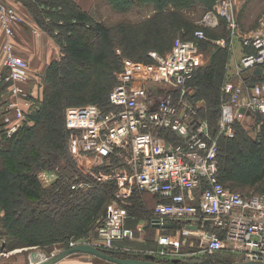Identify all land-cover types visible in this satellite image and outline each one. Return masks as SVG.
<instances>
[{
	"label": "built area",
	"instance_id": "1",
	"mask_svg": "<svg viewBox=\"0 0 264 264\" xmlns=\"http://www.w3.org/2000/svg\"><path fill=\"white\" fill-rule=\"evenodd\" d=\"M232 3L233 0H221V10L235 30ZM22 21L13 8L0 3L2 76L13 98L2 120L7 138L24 124L26 112L36 103L28 88V64L13 46L12 26ZM203 23L204 27H216L209 26V16ZM194 38L206 39L200 29ZM235 39L252 48V52L242 56L236 65L241 83L227 81L222 86L225 99L214 130L200 117L201 103L192 98V80L201 66L198 44L181 38L174 39L165 54L148 51L147 63L123 58L106 110L92 104L67 107L64 124L71 132L89 136L86 144L96 163L110 167L125 197L134 189L156 196L149 221L152 226L156 223L162 231L167 226L174 231L176 224H182L181 234L191 243L199 241L209 254L225 250L239 255L241 262L264 263V195L243 196L225 189L218 180L217 162L219 138L234 137L235 121L247 115L264 117V80L251 84L248 79L255 77L253 74L242 78V72L250 69L264 72V16L253 32L241 37L233 34L218 44L233 49ZM37 177L42 185L50 186L59 176L56 168L40 172ZM86 187V183L78 182L70 189L78 192ZM127 219L126 212L110 207L98 224L92 245L137 255L139 251L121 245L136 238L137 230L125 225ZM157 242L162 249L149 254L172 260L166 248L176 246L177 240L161 234ZM80 243L86 242H72L69 246ZM48 258L42 256L36 264Z\"/></svg>",
	"mask_w": 264,
	"mask_h": 264
},
{
	"label": "trees",
	"instance_id": "2",
	"mask_svg": "<svg viewBox=\"0 0 264 264\" xmlns=\"http://www.w3.org/2000/svg\"><path fill=\"white\" fill-rule=\"evenodd\" d=\"M19 1L39 29L48 34H51V30L46 29V26L52 24L58 27L60 25L56 20L63 18L65 23L60 26L63 33L57 41L61 43L62 40H66L70 47L66 50V45L64 50L67 52L63 53L61 59L44 69L41 80L45 86L43 99L42 101L37 99L35 106L26 112V120L22 127L11 138H7L3 130L0 131V207L5 210L6 222L8 220L6 224L12 225V228L9 227L6 231L11 233H9L11 243L40 244L43 241L51 243L66 238L64 241L68 244V238L84 233L86 226L87 229L92 228L90 231L97 236V224L106 218L104 204L113 196L115 186L114 182H110L107 186H96L92 191L81 194L70 189L71 185L64 174L69 168L75 171L74 162L67 151L71 131L67 130L64 124L65 109L72 107L69 106L70 95L76 90L92 95V99L89 98L87 102L100 103L99 105H102L100 108L106 110L109 92L115 84L114 74L121 70L123 58L147 63L150 61L147 56L148 51L157 49L161 51L156 52L165 54L171 49L176 37H182L181 39L184 40L194 39L193 34H190L192 35L190 38L185 37L188 32L193 31L194 25L182 13L170 8L163 9L142 21L120 20L102 25L94 20L92 13L81 9L74 0ZM113 1L121 3L126 0ZM129 1L137 2V0ZM220 50L227 51L225 47H219ZM214 62L201 72H198V68L192 80L194 86L192 98L204 100L199 112L200 117L202 119L208 117L210 127L214 124L212 128L215 127L216 118L218 119L220 115L219 100L221 99L216 87H219L218 83L224 70L221 66L223 63H218L217 60ZM27 64L29 67L28 62ZM198 80H201L197 84L200 88L194 85ZM261 80H264V72L248 82L252 84ZM74 103L72 104L83 106L82 102ZM235 129L237 131L240 128L237 126ZM220 139L224 141L223 145L220 140L218 141V180L225 189L234 192L220 180L226 179L227 174L234 168L232 167L234 160L231 156L223 155V150L230 149L240 153L241 148L246 149L247 142L241 137ZM60 161H67L68 165L57 167L58 180L50 187L43 188L37 177L38 172L55 170L54 165ZM262 175L253 176L247 184L256 185L264 177ZM144 194L136 189L133 190L126 204L129 216L147 218L152 212V210L148 213L144 211L146 207L143 202ZM154 198L156 199V196ZM55 207L58 209L55 210ZM15 218L23 221L24 224L20 225L22 227L17 224ZM31 228L35 230L31 231ZM164 233L169 234V230ZM34 236L36 238L32 239ZM72 239L75 240L74 237ZM125 244L127 242L121 245ZM100 250L119 258L145 257L121 251ZM220 253L221 251H218L213 255ZM204 259L201 258V261ZM155 261L167 263L171 260L155 258Z\"/></svg>",
	"mask_w": 264,
	"mask_h": 264
},
{
	"label": "rangeland",
	"instance_id": "3",
	"mask_svg": "<svg viewBox=\"0 0 264 264\" xmlns=\"http://www.w3.org/2000/svg\"><path fill=\"white\" fill-rule=\"evenodd\" d=\"M17 1L19 2V0H0V3L5 7H9L8 6L9 2L11 3ZM166 8L174 9L182 13L185 17H187L190 21H192L194 25L193 31H190L191 33L188 32L189 34L187 33L185 37L190 38L192 37V35L190 34H193V38H194L195 31L198 29L201 30L202 28L206 39L203 40H195V38L192 39L195 40L196 43L198 44V48L201 54V66L199 67L198 72L203 71L206 67H209L210 64L213 65V63H215L214 60H217L218 63H223V65L221 64V66H222V70L223 69L224 70L222 72V76L219 81L220 83H218L219 87L218 88L216 87V92L220 93L221 100H219L220 101L219 105L221 106L223 100L225 99L222 93L223 84L227 81H230L234 84L241 83L240 78L235 74L237 70L235 64L239 61L241 57V52H240V45H238L239 44L238 39H235L233 49H229L227 46L225 47L227 51H221V50L219 51V47L221 46H219L218 41L221 39L225 41L227 39L229 40L233 36V34L238 35L240 37L246 36L250 32L256 30L259 26L260 19L262 18V16H264V0H233L230 11H231V19L236 24L235 30H233V28H231L227 24V20L225 19V17H223V13L221 10V0H161V1L137 0L136 3H131L129 0H126L125 2H121V3H116L113 0H104L102 3L98 4L94 10H91L90 13H92L94 20L98 21L102 25H105V24L116 23L119 22L120 20L133 21V22L142 21L147 17ZM207 16H209V26L216 24V27L214 28L204 27L203 22L205 18H207ZM56 21H58L60 26H62V24L65 23V20L63 18H59ZM60 26L58 27L52 26V24H50V26L47 25L46 29L48 30L50 29L51 34H48L45 31L43 32V34L46 36L47 44L50 46V49L52 48L54 53L56 54L55 56L52 57L54 59H52L49 63H46L47 62L46 58L44 59L42 58V61L46 63L44 69L47 67V65L59 61L61 57L64 55L63 53H66L67 52L66 50L68 49V47H70L68 42H66V40H62L61 43L57 41L61 36V33H63L62 31L63 29H61ZM66 45L67 48L66 50H64ZM235 45L237 46V48H235ZM155 50L161 51L157 49ZM31 65L33 66V64ZM44 69L41 72L32 73L31 75V82H32L31 89L33 90L32 92L33 96L36 100L39 99L41 101L43 99L42 97L44 95V90H45V86L44 84H42L41 81L42 73ZM118 73L119 71H116L114 74L115 77L114 86L116 85L118 80L117 78ZM252 74H253L252 69L248 71H244L242 72V78L246 79L248 78V75H252ZM36 79L38 80L39 85L36 86V88H34V86L36 85L34 83L35 82L34 80ZM199 81L201 82V80H198L195 81L194 83V85L197 86V88L199 87V85H197L199 84ZM192 87L194 86L192 85ZM202 90L205 91V89ZM76 91L70 95L71 100L69 101V103L71 104L69 106H73L74 104H76L74 103L76 101L82 102L83 105L92 104L98 107L102 106L99 105L100 103L98 104L94 102H87L89 98L92 99L93 97L92 95L79 91L76 92ZM195 101H199V103L201 104L204 103L203 99H199ZM206 118L205 120L209 121L208 117ZM216 120L218 119L216 118ZM209 124L211 125V123ZM212 125L214 126V124ZM213 126H211L212 130H214V128H212ZM237 126H239L240 129H237V131H235L236 130L235 128ZM239 130L240 132H238ZM233 131H234V137L235 138L241 137L242 140H245V142H247V146L246 149L241 148L242 151L240 153L239 151L233 152L230 149L223 150L224 153L223 155L225 156L227 155L229 157L231 156V158L234 160L233 162L234 165L232 164V167L234 168L233 170L230 171V173L227 174L226 179L223 180V178H221L220 180L221 182H224L223 185L228 186L230 189H232L234 192L240 195L243 196L249 194L264 195V177H262V180L259 181L254 186H249L247 184V182H249L253 176H258L262 174H263L262 176H264V172H263L264 171V154H263L264 153V117H260L258 115H250V116L247 115L243 119L235 121ZM88 138L89 136H87L84 132H71L67 151L69 152L68 154L71 156L74 162L75 171L69 168L64 173L66 178H68V182L70 183V185L75 184L78 183V181L76 182L75 180L79 179L81 180L79 182H84L87 184V187L84 190H80L78 192L75 191V193L78 194L87 193L89 190L92 191L93 188L96 186L97 187L107 186V184L109 185L110 182H114L115 184L114 193L111 198L107 199L106 203L104 202L105 203L104 212L106 214L110 207L117 206L118 209H121L127 213L126 204L130 195L125 197L126 192L124 190H121V188L123 187L118 186L117 182L112 178L111 176L112 172L110 167H105L103 165L105 163L103 164L96 163L91 148H89L86 144V139ZM219 140H220L219 142L223 145L222 142L224 140L220 138ZM66 162L67 161L58 162V164L54 165L53 169L59 167L60 165L67 164ZM43 171H50V170H42L39 171L38 174ZM40 184L43 188H48L51 186V185L45 186L42 185V183ZM153 197H154L153 195L148 193H145L143 195V202L144 205H146L144 211L146 213L150 212L151 209L153 208L155 202V199ZM54 209L57 210L58 207H55ZM149 216L150 214L148 215V217ZM5 218H7L5 214V210L2 207H0V264H30V263L36 264L37 262L40 261L42 256L51 257L53 255L59 254L66 248L73 247V246H69V243L84 241L88 244H93L94 243L93 238H95L96 236L95 234H93L92 231H90L92 228L87 229L86 226L85 227L86 230L84 233L82 234L80 233L79 235L73 236L75 240L72 239L73 238L72 236H71L72 238L69 237L68 238L69 241L67 242L68 244H66L65 242L66 238H63V240H59V241H53L51 243H48V241L40 242V244L34 243L28 245L20 244V243H11L10 235H9L10 231H8V233H6V231L12 225L9 226L8 224H6L8 220L6 222ZM149 218H152V215ZM67 220L70 221L71 219H67ZM15 221L19 226L21 224H24L20 218L19 219L15 218ZM74 221L75 219H73V222ZM100 222L101 221H99V223ZM180 227L182 228V224H176V229L174 228L175 230L173 231V233L168 234L161 232L159 228L153 227L148 222L147 225L148 231L141 232L140 231L141 228H137L136 234L141 233L140 237L146 241V243H141V244H158L157 242L158 237L161 234L169 235L174 240H177L176 246L173 247L170 246L167 247L166 249L170 251V255L172 259L173 258L180 259L182 264H237L241 262V257L239 255L231 254L225 250H222L220 254L218 255L216 254L215 256L213 254H209L205 252L202 249V246L200 245L199 241L193 240V242L191 243L189 239H186L181 234ZM32 230H35V228L34 229L31 228V231ZM35 238H36L35 236L32 237V239ZM140 247L142 248L138 249L133 245L131 246V248L136 250V252L139 251L137 253V255L140 254L139 257H143L147 255V253L142 251L151 250L150 246L149 247L140 246ZM161 249L162 247L158 245V248L151 250V252H158ZM15 250L16 252L14 253L13 251ZM201 258H205V259L201 261Z\"/></svg>",
	"mask_w": 264,
	"mask_h": 264
},
{
	"label": "crops",
	"instance_id": "4",
	"mask_svg": "<svg viewBox=\"0 0 264 264\" xmlns=\"http://www.w3.org/2000/svg\"><path fill=\"white\" fill-rule=\"evenodd\" d=\"M74 1L81 9H83L86 12H90L91 10H94L97 7V5L102 3L104 0H74ZM8 6L13 8L23 20L21 23H18V24L14 23L12 26L13 31H14L13 46H14L15 53L21 56L22 58H24L29 63L30 80L28 83V88L30 89V91L33 92V90L31 89L32 73L41 72L44 69L46 63H49L52 59H54L52 57L55 56L56 54L54 53L52 48L50 49V46L46 42V36L43 34V31L39 29L38 25L29 15V13L24 8V6L21 4V2L20 1L11 2V3L9 2ZM3 41H4V34H3V29L0 25V129H1L0 131L4 129V127L2 126V120H3V115L6 111V107L9 101L13 99L12 96L9 94L6 83L2 81L3 71H2V66H1V46H2ZM238 43H239L238 45H240L241 57L244 56L245 54L251 53L252 50L250 48L242 46L239 41ZM235 48H237L236 45H235ZM42 58L43 59L46 58L47 62L44 63L42 61ZM239 61L235 64V66L239 63ZM31 64H33V66ZM36 80H34L35 81L34 83L36 84L34 88H36V86L39 85L38 80L37 82ZM250 80L251 79H248V81ZM200 105L203 106L204 103ZM155 202H156V199H155ZM151 215H152V212L150 213V216ZM127 216L130 218L126 220L127 223L125 222L126 223L125 225L127 227L135 229V230L137 228H141L140 230L141 232L148 231L147 224L151 219L149 218L150 216L147 217V220L146 218H143V217L133 218L129 216L128 214ZM166 228H168L169 234L173 233V231L169 229V226H167ZM160 231L164 233L165 231H167V229L165 231H162L160 229ZM140 234L141 233L136 234V239H134L133 241L127 242V244L125 245L130 246V247L133 245L138 249L142 248L140 246H143V247L150 246L151 250L158 248V244H141V243H146V241L140 237ZM151 250L142 251V252H145L148 254L149 252H151ZM13 252L15 253L16 250ZM55 264H110V263H107L100 259L88 256V255H84V254H73V255L65 257L64 259L60 260L59 262Z\"/></svg>",
	"mask_w": 264,
	"mask_h": 264
},
{
	"label": "water",
	"instance_id": "5",
	"mask_svg": "<svg viewBox=\"0 0 264 264\" xmlns=\"http://www.w3.org/2000/svg\"><path fill=\"white\" fill-rule=\"evenodd\" d=\"M253 76H261V72L259 69L255 68L253 70ZM157 227L158 224H153V227ZM73 254H84L88 255L97 259H100L102 261H105L110 264H181L179 259H172L170 262H157L155 261V258L151 254L145 255L143 259H134V258H119L112 256L110 254H107L97 247L93 246L92 244L88 243H80L76 244L73 247L66 248L62 252H60L57 255H53L49 257L47 260L41 262L40 264H55L59 262L60 260L64 259L67 256L73 255ZM237 264H264L261 262H253V261H244Z\"/></svg>",
	"mask_w": 264,
	"mask_h": 264
}]
</instances>
